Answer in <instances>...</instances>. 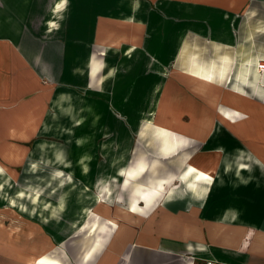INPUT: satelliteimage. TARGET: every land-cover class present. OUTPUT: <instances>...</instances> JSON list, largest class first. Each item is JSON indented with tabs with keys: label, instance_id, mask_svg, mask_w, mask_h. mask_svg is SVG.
I'll return each mask as SVG.
<instances>
[{
	"label": "crops",
	"instance_id": "1",
	"mask_svg": "<svg viewBox=\"0 0 264 264\" xmlns=\"http://www.w3.org/2000/svg\"><path fill=\"white\" fill-rule=\"evenodd\" d=\"M262 6L264 0H0V218L25 211L17 200L39 205L42 189L28 184L49 183L59 193L56 205H42L56 217L68 208L61 186L92 184L94 203L83 209L79 228L92 226L66 245L47 240L58 255L52 264H264V74L256 70L264 58L241 51L239 41L251 33L234 27L253 24V10ZM188 40L211 41L217 56L191 52ZM180 59L183 65L173 69ZM190 70L211 74V94L223 108L232 106L228 93H240L236 123L222 122L217 108L189 90L183 72ZM159 75L160 96L145 98ZM247 88L259 90L260 102ZM184 93L206 105L213 128L194 130L191 116L180 113L174 126L164 127V138L151 124L155 108ZM63 95L72 98L67 111L59 109ZM241 108L260 113L242 115ZM141 118L151 121L144 135L156 150L132 163L125 158L135 152L130 142ZM98 122L110 140L94 165L87 142ZM64 135L77 159L45 139ZM221 149L245 154L238 163L232 159L243 179L233 183L234 173L220 170ZM101 170L109 175L98 177ZM84 237L91 239L81 249ZM6 239L0 264L12 260Z\"/></svg>",
	"mask_w": 264,
	"mask_h": 264
},
{
	"label": "rangeland",
	"instance_id": "2",
	"mask_svg": "<svg viewBox=\"0 0 264 264\" xmlns=\"http://www.w3.org/2000/svg\"><path fill=\"white\" fill-rule=\"evenodd\" d=\"M253 12H254L253 18L255 21V22H253V24H251V25L249 24V25H245V26H243V25L234 26L235 29L237 30V32L238 33L240 32V34L244 33V32L251 33V37L249 38L248 41H246L245 43L242 40L239 41V46H240L239 48H241V51H243V49H246V51L250 52L251 54H260L261 53L262 58H264V6L254 9ZM186 45H187V48L189 50H191V52L194 51L195 53H198V54L202 53V55L205 58L212 57V55H214V54H216V56H217V51L214 50V44L211 41H209V42L203 41L202 46H201L200 42H197L196 40H188ZM220 54H226L227 55L228 53H227V51L223 50V51H220ZM193 58L189 57V58L185 59V61H187V64L191 65L192 67H194L193 65L195 63V60ZM239 58H240V56L237 57V59H239ZM173 65H177V66L172 67L173 69H175V67H181L183 65L182 60L180 59L179 61H177ZM161 77H163V76L159 75V77L156 81H154L153 83L152 82L149 83V89L146 90L147 94H146L145 98L147 97L149 99L150 98L153 99L154 97L158 98L160 96V91H162L161 87H160V85H161L160 83H161V79H162ZM143 78H144V76H141V80H143ZM251 79H254V76H251ZM232 83H233V81L230 82L229 87H231L233 85ZM100 89H103V88H99L98 90H100ZM189 90L191 91L190 88H189ZM247 90H248L249 95L252 98H254L255 101L260 102V99H259L260 95H259L258 89H256V88L248 89L247 88V89H244L245 93H247L246 92ZM173 91L178 92L176 90H173ZM95 92L96 91H94V93L92 92V94H95ZM112 92L114 93V91H112ZM60 95H62V94H60ZM163 96H162V98H163ZM93 98L97 99L95 102H96V104H99V106H100V102H98V100H100V97L99 96L98 97L93 96ZM63 101H65L66 104L68 105L66 108H63V103H62ZM205 101L208 104H210L208 102V100H205ZM217 103H218V99H217L216 104ZM216 104H210V105H212L213 107L216 108ZM72 106H73L72 105V98H70V96L68 95V96H64L62 98L61 107H59V109H60V111L61 110L67 111ZM159 106H160V104L157 106V108H155L157 110H155L154 108H152V109H154L155 112L157 113ZM197 106H199L200 108L203 107L207 113H209V114L211 113L209 110H207L206 105L198 104ZM102 107H103V105H102ZM253 110H255V114L260 113V110L258 108L253 109ZM96 111L99 112V110H96ZM147 112H149V111L146 110L145 113H147ZM79 117L83 118L81 115ZM76 118H78V116ZM220 118H221L220 120L222 122H226V119H223L222 117H220ZM73 122L75 123V120H73ZM145 122L148 123L151 121L150 120L145 121V120H142V118H141L140 122H138L139 123V130L138 131L136 130L135 140H132L133 143H132V141L130 142L131 144L134 145L133 148L135 149V152L129 154L128 155L129 157L128 158L126 157L125 161H130L133 163V162H138V160L141 158H144L147 160V158H151L149 155H152L148 152L153 151L154 149L156 150V148H155L156 143L153 142L151 139H149V137H147L146 134L144 135V133H145L144 129L146 126L144 124ZM61 123L64 124V122H61ZM100 123L101 122H98V125L93 126L92 136L90 138H88L89 140L87 142V144L91 145V149L93 151L92 152V156H93L92 162H94V165H99L100 162L103 160V156L101 153V145H104L105 141H108V144H109V140H110L109 137H103V135L101 133L102 128H100ZM108 123H110V122H108ZM81 126H82V130L80 133H83L84 132L83 131L84 125H81ZM102 127H103V125H102ZM61 128H63V127H61ZM212 128H209V132ZM141 133L143 135H141ZM80 137H83V136H80ZM75 138L76 137H74L73 139H75ZM45 139H47V141H54V144L61 146L62 149H63V147H66L68 149V151L66 152V156L71 157L72 159H73V157L76 158V155L72 154V151H73L72 149H74V143H72L71 137H67L66 135H64V136H60V137L54 138V139L53 138H45ZM189 145H191L190 150L194 151L195 142L190 141ZM58 152L62 153L64 156V153L60 149L55 150L54 154H56ZM221 152L223 154V159L221 162L220 170L224 169L226 172V175H228L229 173L230 174L234 173L235 177H234V180L232 181L233 183H236L237 180L243 179V178H241V177H243V172L241 173V177H237L238 171H236L233 168V162H232L233 157L237 161V163L243 160L242 159V157H243L242 151H234V150L228 151L225 149H221ZM193 153L188 152L187 154L189 156ZM243 153L251 154L253 156V159H255L258 163L261 160L258 156H255V154H253L251 152L245 151ZM227 165H230L229 169L226 168ZM72 171L74 174V169ZM76 173H77V175L79 174V172L77 170H76ZM107 174L108 173H106V171L101 170L98 172L97 176L100 177V175H101V177H102V175H107ZM218 181H221V180H219L217 177L215 183H217ZM78 183H74V184L71 183V184H66L64 186H61L62 188L60 190L61 191L60 193L65 196V199L67 201L66 205L68 208H66L61 213H60V211H57L56 213L59 212L61 214L60 216H57V217L53 216V212L51 211V209L43 208V206H42L44 204H48L49 206L50 205L53 206V205L57 204V198H58L59 193L58 194L54 193V191H53L54 188H52L53 186L49 185V183L44 184V185H42V184H28L26 186V188H35V189L41 188L42 189V195L40 198L41 200H40V203L37 207L31 205L27 199H24L25 201L17 200L18 198L16 196L20 192V190L17 189L18 187H16V185L13 186V191H14V189L18 190V191H17V194L15 196H12V197L15 200H17V202H19L20 204L23 203L26 208H25V211L23 212V211H20V209L17 207H11V208L19 209V210L11 211V213L8 214L9 215L8 217H6L4 215L3 217L0 218L2 220V223L0 225V243H2L6 239V236H7L6 229H8V227H10L11 225L19 226V228L21 230V232H15L14 234H12V236L19 235V238L11 240V249L9 250V252L11 253V259H12L11 261H9V262H11V264H23L26 259L34 258V257L35 258L36 257H42L46 261V264H52V261H56L55 257H57L58 255L55 254L54 249H51L52 245L48 244L47 243L48 241H49V243L50 242L53 243L54 246H56V247L58 246V243L61 241L63 242V244L66 245L68 242H72L74 239H76L77 234H81V233L83 234L84 232L89 230V228H91L92 225L89 224L88 226L84 227V229H82L83 231H80L79 225L83 224V221H84V219L82 218L83 209L91 207L93 205V203H94L93 196L95 195L96 192L93 189L92 184H78ZM24 187L25 186H22L23 189H24ZM57 187L58 186H56L55 188H57ZM0 207L5 209L4 205L0 206ZM115 208L117 209V204L113 203L112 209H115ZM74 235H76V236H74ZM41 236H44L43 237L44 239H42ZM90 239L91 238H89V237H84V239L83 238L81 240L79 239L80 241L77 240V243L79 241L77 247H80L82 249L85 245L89 244ZM7 246H9V245H7ZM65 249L67 252L65 250H64L65 252L64 251L63 252L66 253L68 255V257H70V259H72L70 254H69L70 252L68 251V247ZM1 256L3 257L2 254H0V258H1ZM68 262H69V259H68ZM68 262L66 261V263H68ZM60 264H63L62 261H60Z\"/></svg>",
	"mask_w": 264,
	"mask_h": 264
},
{
	"label": "bare ground",
	"instance_id": "3",
	"mask_svg": "<svg viewBox=\"0 0 264 264\" xmlns=\"http://www.w3.org/2000/svg\"><path fill=\"white\" fill-rule=\"evenodd\" d=\"M110 72L108 74H110ZM184 74L186 76V80H187V83L189 85V88L191 89V92L199 95L200 97H204L205 100H208V102L210 104H216L218 96L211 94L213 84L211 82V74L209 72H201V71L197 72L195 70H191V71L184 72ZM228 94H229L228 96H229V100H231L230 102L232 103V106L223 108L220 104L217 103L216 108L219 110L220 117H222L223 119H226L227 123L234 124V123H236V121L234 120L236 117L234 118L233 112L235 114H238L240 112V108L238 106V100L237 99L241 95H240V93H233L232 91ZM175 96L177 97V95H175ZM166 97H169V96L167 95ZM178 97H180V98H178L176 100H172L169 102L168 101L161 102L160 106L158 108V111H157V119L153 123H151L152 125L157 127L162 132V135L164 136V138L168 134L164 130V127L174 126L175 125V118H176V116H178L177 114H180V113H187L191 116V118H192L191 128L192 129L197 130L196 127H198V128L200 127L201 129L202 128H209V126L212 123V120H211L212 116H210L211 114L207 113L203 107L200 108L199 106H197L198 104H196L193 101V99L190 96H188L187 94L180 95ZM241 110H243L241 113L242 115H249L251 113L252 114L255 113V110L249 109V108H247V109L241 108ZM202 114L205 117H203V119L199 120L198 117H199V115H202ZM59 188H61V187H59ZM39 199H40V197H39ZM1 223H2V221L0 219V225H1ZM20 231L21 230H20L19 226H11L9 229H7L6 238L10 241L12 239H18L19 235L12 236V234H14L15 232H20ZM92 241H94V240H92ZM92 254L93 253H91V255ZM42 260H43V264H46V261L42 257H36V258L34 257V258L26 259L23 264H38V262H40Z\"/></svg>",
	"mask_w": 264,
	"mask_h": 264
},
{
	"label": "built area",
	"instance_id": "4",
	"mask_svg": "<svg viewBox=\"0 0 264 264\" xmlns=\"http://www.w3.org/2000/svg\"><path fill=\"white\" fill-rule=\"evenodd\" d=\"M256 70L259 74H264V61L260 60L257 62ZM204 264H225V263L220 262L219 260L207 259L204 261Z\"/></svg>",
	"mask_w": 264,
	"mask_h": 264
},
{
	"label": "snow or ice",
	"instance_id": "5",
	"mask_svg": "<svg viewBox=\"0 0 264 264\" xmlns=\"http://www.w3.org/2000/svg\"><path fill=\"white\" fill-rule=\"evenodd\" d=\"M38 264H43V260H42V261H40V262H38Z\"/></svg>",
	"mask_w": 264,
	"mask_h": 264
}]
</instances>
